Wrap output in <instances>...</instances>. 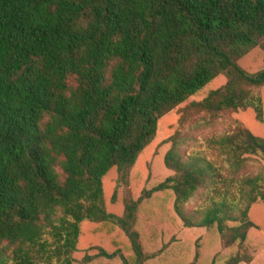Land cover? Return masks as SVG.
I'll use <instances>...</instances> for the list:
<instances>
[{"label":"trees","instance_id":"trees-1","mask_svg":"<svg viewBox=\"0 0 264 264\" xmlns=\"http://www.w3.org/2000/svg\"><path fill=\"white\" fill-rule=\"evenodd\" d=\"M262 87L264 0H0V264H251L264 134L209 138L222 168L175 134L169 174L144 163L176 110L264 126Z\"/></svg>","mask_w":264,"mask_h":264},{"label":"rangeland","instance_id":"rangeland-1","mask_svg":"<svg viewBox=\"0 0 264 264\" xmlns=\"http://www.w3.org/2000/svg\"><path fill=\"white\" fill-rule=\"evenodd\" d=\"M249 65V69H256L262 64V59L259 53H254L246 61ZM260 92L264 96V87L260 88ZM181 113L179 111H174L169 117H167L166 129L163 136L156 142L154 148L151 149L150 153L147 155L144 167L147 168L149 164L153 163L154 174L159 177H165L169 174L164 167L163 157L165 152L170 148L171 144H165L158 146V143L162 142L164 138H168L175 134L177 145L181 153L186 155H201L209 161L215 162L218 167L222 168L225 165V161L219 152L214 149L211 144H209L208 139L212 136H221L226 132L233 131L239 127H249L250 129L264 134V126L256 122L252 113L249 112H224L219 115H212L206 112L192 113L185 123H181ZM159 151V155L156 158V152ZM155 158L157 161L155 162ZM264 171V161L259 158H251L247 161L246 166L238 172V178L245 175H254L260 171ZM228 173L222 170L223 174ZM237 187H235L236 189ZM207 189L200 190L194 199L186 205L187 211L197 208L203 202H205ZM237 191V189H236ZM237 197L240 194L236 193ZM171 204V203H170ZM172 210V209H171ZM174 219V213L171 214V223H169L170 232H175L179 235L187 237H197L199 234H205L203 230H185L181 224H178ZM250 238L253 240L256 250L254 252V260L251 264H264V233L261 231L251 230ZM220 249L219 247L217 248ZM222 253L229 255L233 253L234 249H221Z\"/></svg>","mask_w":264,"mask_h":264}]
</instances>
